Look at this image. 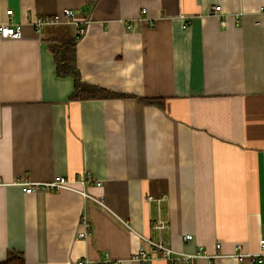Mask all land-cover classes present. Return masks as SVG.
Returning a JSON list of instances; mask_svg holds the SVG:
<instances>
[{
	"label": "crops",
	"instance_id": "1",
	"mask_svg": "<svg viewBox=\"0 0 264 264\" xmlns=\"http://www.w3.org/2000/svg\"><path fill=\"white\" fill-rule=\"evenodd\" d=\"M3 23L24 36L0 35V263L13 250L25 264H97L106 252L139 264L142 246L170 264L148 239L184 255L261 252L264 0H0ZM79 25L82 80L125 96L71 99L74 78L57 74L47 38ZM85 172L104 205L18 184Z\"/></svg>",
	"mask_w": 264,
	"mask_h": 264
},
{
	"label": "built area",
	"instance_id": "2",
	"mask_svg": "<svg viewBox=\"0 0 264 264\" xmlns=\"http://www.w3.org/2000/svg\"><path fill=\"white\" fill-rule=\"evenodd\" d=\"M214 11L219 13L220 10V6L215 5L213 7ZM143 12H146L145 10H143ZM13 11L10 10L9 14L12 15ZM64 15L68 18H70L73 15V11L72 10H67ZM62 22L61 16L60 15H55L53 18L49 19V21H39L37 23V25L42 26L46 23H53V24H59ZM129 28H132V25L130 24L128 26ZM85 27L81 25H79L77 27V32H76V36L77 37H81V35L85 32ZM0 35L3 38H22L24 36V31H23V27L19 24H13V23H3L0 25ZM94 179V177L91 175V173L89 172H85L80 174L79 176H77L74 180L73 179H69L67 177L64 176H56L54 177L51 181H42V182H28V181H20L18 184L22 187V190L25 193H32L35 190H37L38 188H43L46 190H50V191H59V190H63V189H70V190H74V191H78L80 193H82L84 196L86 197H90L92 198L94 201H96L97 203L104 205V202L102 199L93 197L91 195H89L84 187L89 183L92 182ZM2 179H1V175H0V183H1ZM97 184H101L100 182H97ZM149 199H152V197H149ZM83 219V223L86 225L87 227V232L86 233H80L79 235L81 237L87 236L88 234H90V230L88 227H90V223L87 219L86 216L82 217ZM167 226V222L163 219H159V221H157L155 227L158 229H163L166 228ZM131 230H133L131 228ZM192 235L187 234L183 236L184 240H189L192 239ZM148 241L150 242V244L152 245V249L155 252L161 253V255L167 259V261L170 264H178V263H182V262H189V260L194 259V258H201V257H209V258H215V260L217 258L220 257H234L237 258L239 260H244V258H246L247 256H251V257H257L258 259H263L264 260V238L261 239V252L258 254H249V253H245L243 251V248L240 245H236L235 250L233 253L229 254H222L221 252H217L216 255H209L207 253H205L202 248H200L196 253L191 254V255H184L181 253H177L176 251H174L172 248H170L169 246H167L166 244H164L162 241H156L153 239H148ZM217 249L219 250L221 248V244H217ZM132 259L137 261L139 264H151L150 262H152V255L149 253V251H147L144 247H140L135 253H133L132 255ZM79 264H90V261L88 259H82L78 262ZM124 261H116L113 259V257L111 256V254L109 252H106L104 254V258L100 261H98L97 264H123Z\"/></svg>",
	"mask_w": 264,
	"mask_h": 264
},
{
	"label": "trees",
	"instance_id": "3",
	"mask_svg": "<svg viewBox=\"0 0 264 264\" xmlns=\"http://www.w3.org/2000/svg\"><path fill=\"white\" fill-rule=\"evenodd\" d=\"M80 37L66 35H52L47 38L48 48L52 52L56 62V72L59 76H72L75 88L71 94L73 100H85L96 98L123 97L125 94L107 90L99 85L85 83L81 78V72L77 65L76 48ZM156 103V100H148ZM0 264H25L23 254L17 251H9L6 261Z\"/></svg>",
	"mask_w": 264,
	"mask_h": 264
}]
</instances>
